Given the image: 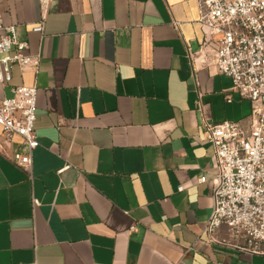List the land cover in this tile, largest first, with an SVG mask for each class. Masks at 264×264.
<instances>
[{
	"label": "crops",
	"instance_id": "obj_1",
	"mask_svg": "<svg viewBox=\"0 0 264 264\" xmlns=\"http://www.w3.org/2000/svg\"><path fill=\"white\" fill-rule=\"evenodd\" d=\"M0 14L40 58L12 69L11 85L38 88L40 145L33 177L17 143L0 153V264H264L204 232L205 125L254 118L214 64L199 0H51L43 32L39 0H0Z\"/></svg>",
	"mask_w": 264,
	"mask_h": 264
},
{
	"label": "built area",
	"instance_id": "obj_2",
	"mask_svg": "<svg viewBox=\"0 0 264 264\" xmlns=\"http://www.w3.org/2000/svg\"><path fill=\"white\" fill-rule=\"evenodd\" d=\"M199 3L205 42L217 36L214 64L251 101L254 118L249 127L230 120L205 125L203 138L214 148L216 173L204 232L212 243L264 254V0ZM50 4L39 0L35 31L43 32ZM29 50V42L19 39L16 26L4 24L0 14V153L9 156L8 149L17 143L10 158L33 177V153L40 145L35 128L38 88L10 84L14 66H39L40 58ZM6 87L10 95L4 93ZM206 181L204 174L200 182ZM221 226L227 227L231 240L217 239Z\"/></svg>",
	"mask_w": 264,
	"mask_h": 264
},
{
	"label": "rangeland",
	"instance_id": "obj_3",
	"mask_svg": "<svg viewBox=\"0 0 264 264\" xmlns=\"http://www.w3.org/2000/svg\"><path fill=\"white\" fill-rule=\"evenodd\" d=\"M9 95V94H8Z\"/></svg>",
	"mask_w": 264,
	"mask_h": 264
}]
</instances>
